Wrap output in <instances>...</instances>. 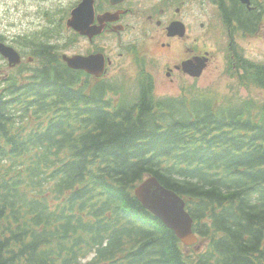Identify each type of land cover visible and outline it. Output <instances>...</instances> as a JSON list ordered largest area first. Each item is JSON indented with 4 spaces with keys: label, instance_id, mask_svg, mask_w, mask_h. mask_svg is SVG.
Instances as JSON below:
<instances>
[{
    "label": "trees",
    "instance_id": "1",
    "mask_svg": "<svg viewBox=\"0 0 264 264\" xmlns=\"http://www.w3.org/2000/svg\"><path fill=\"white\" fill-rule=\"evenodd\" d=\"M253 4L249 34L264 24V0ZM33 37L37 71L0 88V264H264V100L164 102L142 72L130 101H113L121 86ZM236 74L264 87V65ZM148 174L193 200L198 250L134 197Z\"/></svg>",
    "mask_w": 264,
    "mask_h": 264
},
{
    "label": "rangeland",
    "instance_id": "2",
    "mask_svg": "<svg viewBox=\"0 0 264 264\" xmlns=\"http://www.w3.org/2000/svg\"><path fill=\"white\" fill-rule=\"evenodd\" d=\"M77 0H0V42H14L20 35H32V32H44L43 30L52 25H56V19L74 6ZM107 6V0H100ZM167 0H155V3L139 4L143 6H156L159 8ZM171 12L179 6L181 0H174ZM213 0H185L180 7L179 13L174 16L187 27L186 34L180 40L172 42L171 46L163 48L157 45L159 29L153 28L148 34H143L138 28H132L129 24L120 38L114 33L107 32L105 36L97 38L95 42H90L81 36H74V43L66 47L67 55L85 54L87 51L94 52L99 48L111 58L106 80H114V87L118 82H123V88L131 89L138 74L135 63L131 64L134 51L145 57L146 69L154 75L153 82L156 83L153 89L158 97H178L186 90H197V93L210 95L217 105L223 104L225 98L228 101L233 97L243 100H253L254 102L264 100V87L262 89L254 87L253 84L243 85L239 77L232 75L233 63L239 66L243 59H250L255 63L264 65V31L258 30L253 35L243 36L240 31L232 32L220 23L221 15L218 13L217 3ZM138 6V5H137ZM133 6V8L137 7ZM114 7V5H113ZM113 9V8H112ZM59 15L56 17V14ZM142 12V11H141ZM135 26L143 27V23L137 22V16H129ZM220 18V19H219ZM180 23V22H177ZM204 25L201 26L200 24ZM181 27V26H179ZM54 34V29L49 28ZM70 33L62 28V36L66 37ZM154 37L152 38V36ZM184 41L189 50L181 45ZM231 44V46H230ZM230 49L242 52V55L234 54ZM186 53L193 55H210L211 62L199 77H190L175 73L172 81L165 76V66L174 65V61L184 57ZM197 53V54H196ZM234 54V60L231 55ZM66 56V55H63ZM2 63V65H1ZM3 61L0 60V67L3 68ZM241 68L239 72H242ZM253 80V79H252ZM254 82V81H253ZM127 100L129 96H125Z\"/></svg>",
    "mask_w": 264,
    "mask_h": 264
},
{
    "label": "water",
    "instance_id": "3",
    "mask_svg": "<svg viewBox=\"0 0 264 264\" xmlns=\"http://www.w3.org/2000/svg\"><path fill=\"white\" fill-rule=\"evenodd\" d=\"M92 1L88 0L85 4H82V10L76 8L74 10V16L72 21L67 24V27H73L80 34L87 36H92L98 33V26L91 25L93 20L92 11ZM246 1L247 0H242ZM79 10V11H78ZM114 19L113 15H102L99 20L101 25L104 24L106 20ZM181 26V27H179ZM173 29L180 30V33H184L182 23H172L170 25ZM0 45V51H5V48ZM206 58L195 57L196 62L191 64L192 61H188L186 64V69L193 75H199L200 69L205 65ZM66 61L70 66L86 68L90 72L99 73L102 70V58L101 56L93 57H81L73 56L67 58ZM195 66V69L191 68ZM136 197L143 204L144 207L151 210L155 215H157L173 232L185 243L190 244L196 241V237L190 229L191 219L183 211V203L179 197L170 189L163 187L154 176H150L144 181H142L134 189Z\"/></svg>",
    "mask_w": 264,
    "mask_h": 264
},
{
    "label": "flooded vegetation",
    "instance_id": "4",
    "mask_svg": "<svg viewBox=\"0 0 264 264\" xmlns=\"http://www.w3.org/2000/svg\"><path fill=\"white\" fill-rule=\"evenodd\" d=\"M120 2V4L115 5L114 9H119V14L118 17L116 19V21L112 24V26L114 25V36H119L122 32H124L126 29H128V25L130 24L132 28H138L140 30V32H142L143 34H148L149 32H151L153 30V28H157L159 29V37H158V41H157V45L152 44L153 46H159V44L163 47V48H167L169 46H171L172 42L180 40L182 37H184L186 34V30L187 27L185 24H183L181 21V23L184 25L185 28V32L180 33V30L178 29H173L170 27V25L176 21H179L177 19H180L176 16H174V14H178L180 7L185 3V0H181L179 2V6L175 7L174 13L171 12L172 6L173 4H175L174 0H167L163 6L161 7H157L156 4L153 6H143L142 4H139L141 2V0H117ZM161 1V0H158ZM78 2V1H76ZM115 2V0H114ZM144 3H155V0H144ZM138 5V6H137ZM133 6H137L135 8H133ZM236 7H241V4L239 2L235 3ZM142 11V12H141ZM219 15H221V19H220V23L222 24V26L226 27V29L229 31L231 29L232 24H236V20L234 18H236L238 20V24H241L243 21V14L238 13L235 9L229 10L226 8L225 4H223V8H221L220 10H218ZM137 16V22L140 24V22L143 23V27L141 26H135L134 23L131 22L130 18H128L129 16ZM201 26H203L204 24L201 23ZM112 26H108L111 27ZM107 34V31L105 32V34L103 36H105ZM77 37V35H75ZM81 36V35H78ZM82 37V36H81ZM154 37V35L152 36V38ZM95 42V41H93ZM181 45L185 48V50H189L186 46V44L184 43V41L181 43ZM185 56L182 57L181 59H179V63L177 60H175L173 63L174 65H166L165 66V76L172 81L173 76L175 75L176 72H180L183 75H186L187 73L184 72L182 64L185 61H190V57L194 56L192 53H186L185 52ZM23 58V57H22ZM186 59V60H184ZM134 57L132 56L131 58V62H133ZM184 60V61H183ZM211 61L210 56L208 57V60L206 62V66L209 65ZM205 66V68L203 69L202 73L206 72L207 67ZM17 67L15 68H11L16 70ZM6 80H11L12 77L11 76H6L5 77ZM15 79L16 81H18L20 78L18 75H15Z\"/></svg>",
    "mask_w": 264,
    "mask_h": 264
},
{
    "label": "bare ground",
    "instance_id": "5",
    "mask_svg": "<svg viewBox=\"0 0 264 264\" xmlns=\"http://www.w3.org/2000/svg\"><path fill=\"white\" fill-rule=\"evenodd\" d=\"M79 10H82V7H78ZM78 10V11H79ZM103 28V26H98V30H101ZM15 58L16 60H18L20 63L22 62V55L20 54H15L12 52V49L11 48H7L5 51H0V60H2L4 63H3V68L0 67V88L3 86V87H7L13 83H17L18 81H20V79L18 81H16L15 79V74H11L9 72V70L11 68H15V66L12 65V62L11 60ZM188 61H185L183 64H182V67H183V70L184 72L188 73V74H191V72H189L187 69H186V64ZM2 65V63H1ZM191 68L195 69V66ZM205 68V65L200 69V72L203 71V69ZM22 69H23V66L20 64L17 66L16 68V72L17 74H21L22 72ZM13 70V69H12ZM28 73H30L31 71L30 70H27ZM192 75V74H191ZM6 76H11L12 79L11 80H6L5 77ZM243 85H245L244 83H242ZM133 194H135V191L133 190ZM114 245V244H113Z\"/></svg>",
    "mask_w": 264,
    "mask_h": 264
}]
</instances>
